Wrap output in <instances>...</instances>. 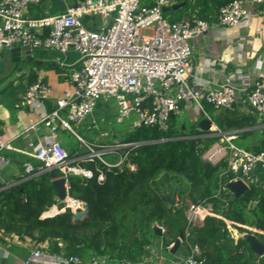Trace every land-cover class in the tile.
Returning a JSON list of instances; mask_svg holds the SVG:
<instances>
[{
    "label": "built area",
    "instance_id": "obj_1",
    "mask_svg": "<svg viewBox=\"0 0 264 264\" xmlns=\"http://www.w3.org/2000/svg\"><path fill=\"white\" fill-rule=\"evenodd\" d=\"M40 2L41 0L0 1V56L3 50L15 46H31L32 49L44 47L63 54L70 51L78 54L79 64L72 65L70 72L71 86L53 99L52 108L40 122L52 135L60 129L71 132L78 138L80 148L71 155L55 137L42 138L37 142L31 140L28 154L39 163L36 168L29 166L31 173L59 170L61 175L55 179H67L65 185L68 198L70 174L86 177L94 174L92 170L83 167L82 162L99 160L109 167L121 166L128 157V149L140 144L121 142L119 135L110 144L101 139L85 138L78 131L77 125L92 116L99 103H114L117 106L116 121H127L129 126L126 131L142 126L167 131L171 120L183 111V105L193 103L205 118L211 119L212 125L208 131L190 137L217 138L203 152L202 158L213 165L226 164V172L233 173L228 182L242 180L247 190L252 184H259L264 188V150L256 152L238 145L235 138L238 137L239 130H221L207 109V105H211L215 113H220L236 111L237 106L241 105V110L255 114L260 117V121H264V84L256 81L251 86L239 87L223 83L207 88L193 82L191 42L195 36L207 33L215 24L225 27L237 25L252 15L254 5L264 6V0H233L222 5L209 19L187 12L176 21L165 16L164 7L181 4L184 0H78L62 13L33 16L29 9ZM61 65L68 64L61 62ZM50 92L49 84L39 76L36 81L28 84L21 96V103L32 105L37 100L48 99L51 97ZM40 122L33 123L28 130H37ZM164 140L166 139H159ZM3 147L5 144L0 140V153ZM108 154H118L119 158L111 161L107 159ZM128 165L135 169V164ZM104 179L105 175L101 172L99 180ZM67 198L57 213L70 208L73 214L79 211L84 218L83 205L73 209L68 206ZM176 205L182 206V203L177 202ZM185 212L189 225L202 224L208 215L223 218L232 236L236 240L239 238V231L233 228L235 222L214 213L210 202L188 203ZM156 225L162 236L166 228ZM244 227L250 231L257 230ZM183 242L182 239L181 251L186 254L179 256L182 264H204L203 259L196 257L198 246H193L189 251ZM173 245L174 243L168 246V250ZM160 249L165 250L162 239L157 245H151L153 253ZM148 259L145 257L137 262L120 261L118 264H150ZM107 262L106 256L92 255L84 262L78 255L68 257L53 254L43 246H36L24 264Z\"/></svg>",
    "mask_w": 264,
    "mask_h": 264
},
{
    "label": "trees",
    "instance_id": "obj_2",
    "mask_svg": "<svg viewBox=\"0 0 264 264\" xmlns=\"http://www.w3.org/2000/svg\"><path fill=\"white\" fill-rule=\"evenodd\" d=\"M231 1L184 0L182 9L209 19ZM176 20L177 17L171 19ZM207 108L214 110L211 105ZM212 116L223 131L255 124L252 116L238 111L227 110ZM175 123L172 119L167 131L147 126L126 131L121 142L140 144L128 149V157L121 166L86 161L82 166L93 171L92 177L68 176L70 196L86 202L90 208L83 219L74 221L70 208L61 213H57L56 207L49 210L57 203L52 179L61 173L47 171L0 192V231L26 235L37 243L48 241L45 248L53 254L84 259L90 253L106 256L108 262L115 264L137 262L148 256L156 238H162L167 251L181 236L189 251L198 246L196 257L203 259L204 264H264V254L253 251L243 237L236 240L223 218L208 215L202 224L189 225L186 203L210 202L213 212L235 222L233 226L239 232H253L241 225L264 232V188L252 184L235 199L225 187L233 177L232 172H226V164L213 165L202 158L217 138L190 137L204 131L197 124L187 129L185 124L177 128ZM249 133L240 132L239 137ZM161 138L166 140L159 141ZM252 150H264V142ZM130 163L136 165L135 169ZM101 172L105 175L103 181L99 180ZM176 199L182 206L175 205ZM47 210L46 215L53 216L42 218ZM156 224L166 228L162 236L155 231ZM258 238L264 245V233L259 232Z\"/></svg>",
    "mask_w": 264,
    "mask_h": 264
},
{
    "label": "crops",
    "instance_id": "obj_3",
    "mask_svg": "<svg viewBox=\"0 0 264 264\" xmlns=\"http://www.w3.org/2000/svg\"><path fill=\"white\" fill-rule=\"evenodd\" d=\"M76 1L78 0H41L37 5L31 6L29 10L33 16L55 15L64 12ZM180 9L182 7L170 9L165 13L176 15ZM174 10L175 13L173 12ZM258 28L261 30H258ZM191 42L194 64L193 82L207 88L217 87L223 83H231L239 87L251 86L256 81H261L264 84L263 5H254L252 15L237 25L225 27L215 24L211 30L195 36ZM6 51L8 53L7 57L5 55ZM33 54L34 61L24 63L16 79L0 92V140L5 144L0 153V192L42 174L29 171L30 165L35 168L39 165L38 161L28 154L31 140L37 142L39 139L52 136L61 141L69 152H77L80 148L78 138L71 132L60 129L56 134L52 135L44 124L40 122L52 108L53 99L62 95L64 89L71 86L70 72L72 65L75 66V64L79 63V56L74 51L63 54L54 49L44 47L34 48ZM61 62H65L68 65L62 66ZM0 66V83H2L17 69V63L12 60L10 49L3 50L0 56ZM39 76L43 77L45 82L51 87V97L37 100L32 105L22 104L21 96L26 87L29 83L36 81ZM102 105V108H107L109 104L102 103ZM183 106L187 110H192V115H203L193 103H185ZM240 107L242 106L238 105L236 111L246 116H252L255 119V124L244 129H236L239 130V133L238 137L235 138V142L242 146L239 140L243 137H239V134L243 131H249L250 133L246 136V139H250L249 148L253 149L255 145L264 142V121H260V117L258 118L255 114L241 110ZM96 114L94 113L88 117L89 119H87L86 123L92 122L88 128L99 127L100 120L94 119ZM203 118H205L204 115ZM200 121H193L192 125L194 123L198 125ZM36 122H40L38 124L39 128L37 130H28ZM81 125H77L78 131L82 129ZM244 139L241 141H244ZM56 199L57 203L49 210L53 207L60 209L63 205L58 195ZM49 210L42 215V218L49 216L46 215ZM161 239L157 238L155 244L157 245ZM47 245L48 241L37 243L26 235L20 236L15 232L4 233L0 231V264H24L25 259L36 246L47 247ZM180 246L175 253H172L171 250L160 249L155 253L151 251L146 257L149 258L150 264H182L179 256H184L186 253L181 251V249L183 250L182 243ZM166 252L170 253L169 257L165 256ZM90 257L84 258L83 261L85 262ZM107 264L115 263L107 262Z\"/></svg>",
    "mask_w": 264,
    "mask_h": 264
},
{
    "label": "water",
    "instance_id": "obj_4",
    "mask_svg": "<svg viewBox=\"0 0 264 264\" xmlns=\"http://www.w3.org/2000/svg\"><path fill=\"white\" fill-rule=\"evenodd\" d=\"M184 6V3L174 5L172 7H164V12H167L170 9H178ZM10 53L12 56V60L17 63L16 71L7 79H5L2 83H0V92L3 91L6 87H8L15 79L16 76L19 74V71L24 63L33 62L34 61V54L33 49L31 46H15L10 49ZM81 63V61H80ZM79 64V63H78ZM212 125V121L209 118H203L197 125L198 129L202 131H208ZM66 178H57L53 180L54 185L56 186L57 195L61 203L65 202V198H67L68 194L66 191ZM226 188L228 189V193L234 194L235 199H238L246 190L247 186L242 180L237 181H230L226 183ZM84 215L87 216L90 213V208L87 203H84ZM74 220H81L83 219V215L81 212L76 211L73 214ZM155 231L160 234V228L155 225ZM258 230L253 231L252 233H241L238 232L239 237H243L250 245L253 251H255L259 255L264 254V245L258 238ZM183 237L177 239L174 245L171 248V252L175 253L179 246L181 245Z\"/></svg>",
    "mask_w": 264,
    "mask_h": 264
},
{
    "label": "rangeland",
    "instance_id": "obj_5",
    "mask_svg": "<svg viewBox=\"0 0 264 264\" xmlns=\"http://www.w3.org/2000/svg\"><path fill=\"white\" fill-rule=\"evenodd\" d=\"M178 11L179 12L176 15H173L172 13H170V14L165 13V16L169 20H171L174 17H177L179 19L184 13H186V11L183 9H180ZM173 12L175 13V10ZM5 55L7 57V55H8L7 51L5 52ZM0 70H1V66H0ZM102 106H103L102 103H99V106L95 110V113H97V114L94 116V119L100 120L99 121V124H100L99 127L98 128H95V127L88 128L89 124H92V122L90 121V123L87 124L86 121H87V119H89V118H87V119L81 121V123H79V124H82L81 125L82 129H79V131L87 139H90V137H91V139H94V140L101 139L105 143L110 144V143H112L114 138L117 137V135H119L118 137H120L122 139V137L126 133V129L129 126V124L127 121L124 123H119L116 121L115 115H116L117 106L114 103L107 105V108H102ZM209 111L212 115L215 114L214 110H209ZM192 113H193L192 110L190 111L189 109L187 110L186 108H184L182 112L177 114V116L175 118V120H176L175 126L177 128H179V126H182L185 124V125H187V129H190V127L193 124V121L197 122L203 118V115H197L196 114V116H195V114H193L194 115L193 116ZM192 116H193V118H192ZM243 139H244V141H241ZM241 140H239V143L242 146H244L245 148L247 147V149H250L249 148L250 139L249 138L246 139V137H243ZM118 158H119L118 154H115V155L114 154H108L107 155V159H109L111 161H115ZM135 167H136V165H135ZM232 195H234V194H232ZM234 198H235V196H234ZM177 202H178L177 199L174 200L175 205ZM186 204L188 205V202ZM1 205H3V202H1ZM49 216H52V215H49ZM244 226H247V225H244ZM233 228L236 229L234 226H233ZM156 239L154 240V244L156 243ZM89 256H92V255L89 253V254H87V257H89ZM165 256L169 257L170 253L166 252Z\"/></svg>",
    "mask_w": 264,
    "mask_h": 264
},
{
    "label": "bare ground",
    "instance_id": "obj_6",
    "mask_svg": "<svg viewBox=\"0 0 264 264\" xmlns=\"http://www.w3.org/2000/svg\"><path fill=\"white\" fill-rule=\"evenodd\" d=\"M67 203L68 206L72 207L73 209H78L79 207H81L82 205L84 206L83 203H81L80 200H75L74 198H72L71 196H69L67 198Z\"/></svg>",
    "mask_w": 264,
    "mask_h": 264
},
{
    "label": "clouds",
    "instance_id": "obj_7",
    "mask_svg": "<svg viewBox=\"0 0 264 264\" xmlns=\"http://www.w3.org/2000/svg\"><path fill=\"white\" fill-rule=\"evenodd\" d=\"M258 230V229H257ZM259 232H261V233H264L263 231H260V230H258ZM249 233V232H248Z\"/></svg>",
    "mask_w": 264,
    "mask_h": 264
}]
</instances>
